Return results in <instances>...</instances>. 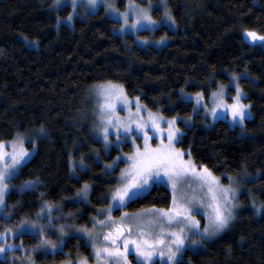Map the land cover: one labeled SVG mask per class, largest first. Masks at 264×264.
Here are the masks:
<instances>
[{
    "label": "trees",
    "instance_id": "16d2710c",
    "mask_svg": "<svg viewBox=\"0 0 264 264\" xmlns=\"http://www.w3.org/2000/svg\"><path fill=\"white\" fill-rule=\"evenodd\" d=\"M50 1L0 0V140L44 129L33 155L10 182L13 187L3 210L10 218L0 216V230L21 218H33L44 200L62 203L64 212L74 208L77 204L70 201L83 182L91 185V206L70 219L75 226L89 225V211L107 203L118 168L108 173L87 154L89 168L78 170L77 177L70 174V155L78 160L87 151L78 146L87 140V131L74 121L91 86L119 83L150 110L184 116L190 114L192 102L180 97L181 89L207 96L218 83L229 80V73L246 71L249 76L240 84L252 116L242 126L231 127L225 119L207 125L200 115H194L190 126L178 122L184 135L177 145L190 150L198 165H206L223 182L227 174L254 176L239 196L241 208L228 230L203 250H185L178 264H264V50L241 35L245 29L264 34V0H168L178 27L175 32L166 26L156 31L170 38L160 48L140 46L132 35L116 34L117 21L101 9L76 16L71 26L56 25L48 10ZM68 11L64 7L58 14ZM24 181L35 186L21 190ZM170 199L169 189L159 184L125 210L153 204L166 208ZM62 239L59 250L36 253L34 260L40 264L79 256L91 260L83 236L70 229ZM14 241L28 247L37 243L29 233ZM0 264L9 261L0 258Z\"/></svg>",
    "mask_w": 264,
    "mask_h": 264
},
{
    "label": "snow or ice",
    "instance_id": "6c2138e0",
    "mask_svg": "<svg viewBox=\"0 0 264 264\" xmlns=\"http://www.w3.org/2000/svg\"><path fill=\"white\" fill-rule=\"evenodd\" d=\"M68 2L73 11L81 5L94 9L98 4V0ZM61 3L62 0H54L56 6ZM104 6L106 12L115 13L121 33L152 28L157 23L150 14L151 4L141 7L135 0H128L123 12L115 7L114 0H104ZM164 14L167 19H172L167 8ZM72 18L73 12H70L67 19L70 21ZM243 39L249 43H264V34L245 29ZM141 43L146 44L147 39L142 38ZM231 81L235 95L227 99H231L232 103L227 102L226 86L223 84L210 93L208 99L211 106L205 103L203 92L184 99L194 101L193 112L203 107L214 120L223 117L233 124L243 125L249 105L242 103L244 93L236 82V74L232 75ZM92 92L95 96L93 112L97 118V138L102 139L105 149L113 143L117 146L130 143L133 148L131 153L118 154L112 163L105 165L106 172L111 173L121 161L125 162L115 177V186L106 197L109 203L98 210L97 217H92L89 228L67 222L55 224L53 221L61 218L59 206L44 200L34 219L21 218L10 226H3L0 230V255L16 251L30 254L34 251L24 249L22 242L19 245L10 242V238L25 233L38 239L37 247L55 251L62 246L66 229L75 228L77 234L90 242L93 250L91 256L96 264H132L130 256L134 257L136 264H155L156 258L160 259L161 264H178V254L186 247L199 245L216 235L233 218L238 192V188L233 186L234 178L228 176L229 184H221L220 178L211 169L203 164L198 165L192 159L190 150L176 146L182 143L184 135L178 121L187 126L191 117L188 120L180 116L165 118L160 112H153L141 103L139 97L130 100L123 85L111 81L96 84ZM121 111L125 112L124 116L120 115ZM43 133L44 129L40 128L37 138ZM110 137H115V140H110ZM37 138L16 132L11 140H0V213L6 206L5 194L13 187L10 182L32 155L25 143L30 142L34 150ZM137 140H142V144H137ZM153 140L156 141L155 145ZM79 167L87 168L83 158ZM162 183L170 190L168 207L158 208L153 204L133 213L123 211L128 205L144 199L153 187ZM34 186L33 181H24L19 187L24 190ZM89 190L90 185L85 182L77 191V196L87 200ZM113 210L120 211L118 218L112 215ZM54 212L57 213L55 216ZM197 213L203 217L202 228ZM3 218L8 220L10 214H5ZM53 234L56 235L55 240L50 238ZM66 264H89V257L68 260Z\"/></svg>",
    "mask_w": 264,
    "mask_h": 264
},
{
    "label": "rangeland",
    "instance_id": "374dc122",
    "mask_svg": "<svg viewBox=\"0 0 264 264\" xmlns=\"http://www.w3.org/2000/svg\"><path fill=\"white\" fill-rule=\"evenodd\" d=\"M135 2L138 5H140L141 7H148L149 4L152 5V7L150 9V14H151L153 20L157 22L156 25H155V27H152V28H141V29H138L136 32L126 31L124 33H121L119 31L120 22L116 18L115 13H111V12H106L105 11L104 0H98V4H97V6L94 9L86 8L83 5H81L80 7H78L77 9H75V11H73V9H72L70 3L68 2V0H62V3H61L60 6H56L54 4V0H51L50 3H49V6H48V10L51 13L54 14L55 21H56V25H59V24H67V25H70L71 26L73 24V20H74V18L76 16L84 17L88 13H94V12L98 11L99 9H101L102 12H103V14L106 17L117 21V25L114 28V32L116 34L121 35V36H123V35H132L134 37L135 42L138 45H140V46H152V47L160 48L161 46H163L164 44H166L169 41L170 38H169V35L168 34H166V33H164V34H156V31L160 27L166 26L169 31L175 32L177 30V27H178L177 26V23L175 22V20L173 19L172 15L170 13L169 5H168V0H135ZM114 3H115V7L119 11L123 12V11H125V6L128 3V0H114ZM64 7H68L69 11H68V13L66 15L61 16V15L58 14V11L61 10L62 8H64ZM165 8L168 9V12H169L170 16L172 17L171 20H169V19H167L165 17V14H164ZM70 12H73V18L69 21L67 19V17H68V14ZM144 31H147V33L142 34V32H144ZM243 33H244V30L241 33L242 38H243ZM162 37H163V39H161ZM142 38H146L147 39V43L146 44L141 43V39ZM24 40H25L26 44L29 45V46L35 45V42H33V41H28L26 39H24ZM251 44H255V45L259 46L261 49L264 50V43L255 42V43H251ZM233 74H236V76H237V81L236 82L239 83L240 87H241L240 79L242 77H248L249 76L246 71L239 72V73H236V72L229 73V80L227 82H225V83H218L217 86L213 90H211L208 93L207 96L204 95L205 103H207L209 106H211V101L208 99V97H209L210 93L212 91L217 90L218 87H219V85H221V84H223V85L226 86V88H225V91H226V99H227V97H230V96H234L235 95V87L233 85V82L231 81V77H232ZM113 83H115V82H113ZM117 84H119V83H117ZM94 86H91L90 87V89L88 91L89 94L87 95V97L85 99V102H83V105L80 108V110L78 112V115L76 116L74 122L75 123H78V126L80 128L82 127V130L83 129H86V131H87V136H88L87 137V140L84 141V142H82L81 144H78V146H81L82 145V146L86 147V149H87L86 152H83L82 153L83 160H84V158H87L85 155L88 154L89 155L88 157L92 158L95 161L101 162L104 165V168H105V165L106 164H109V163H112L113 162V159L118 154H121V153H131L133 151V148H132V146H131L130 143H122L119 146H117V145H115L113 143V144H110L107 149H105V145H104L102 139L97 138V127H96V125H97V118H96V115L93 112V109L95 107V96H94V93L92 92V89H93ZM241 89H242V87H241ZM242 91H243V89H242ZM199 92H201V91H199ZM195 93H197V92H188V91H185L184 89H181L180 90V97L183 98V99L186 96L187 97H192V96H194ZM243 93H244V96L242 98V103L249 105V108L246 110V112L248 113V115L246 117V119H247V118H250L252 116V112H251V109H250V103L248 101H246V99H245V92L243 91ZM128 98L130 100H134L136 97H130V96H128ZM227 102L228 103H232L231 99H227ZM193 103H194V101H192V110H191L190 114L184 115V116H182V115H175V116H180V117L184 118V120H188V118L191 117V120L188 122V126H190L193 123V117H194V115H200L206 121L207 125L212 124L213 122H215L218 119H225L223 117H220V118H217V119L214 120L210 115H207L205 113V109L203 107H200L198 112H193ZM153 112H157V111H153ZM120 115L121 116H124L125 115V112H122L121 111L120 112ZM164 117L165 118H171L172 116L171 117L164 116ZM225 120L229 123V125L231 127H234V126H242V125H240L238 123L237 124H233L229 119H225ZM39 129L40 128L36 129L34 132L24 133V134H26L27 136L33 137V138H37L38 137V134H39ZM42 135H44V133ZM42 135H39V137L42 136ZM37 139H36V141H37ZM109 139L114 141L115 140V137H110ZM94 141H98L99 143H101V145L99 147H97L96 145H94V143H93ZM152 143H153V145H155L156 141L153 140ZM137 144H142V140H137ZM128 146L130 147V151H125L124 148L125 147H128ZM176 146L178 147V145H176ZM25 147L28 148L32 152V155H33L35 149L33 150L32 144L30 142H26L25 143ZM112 150L113 151L115 150L114 153H111ZM110 153H111V156H110ZM102 154L105 156V158L102 156ZM82 158H79L78 160H75L74 157L72 155H70V160L72 162V164L70 165V174H71L72 177H77L78 176V170L79 171H83V170H86V169L89 168V165L85 162V160H84V163L87 166V168L86 169H82L81 167H79L80 160ZM185 158L187 159V157H185ZM121 162L124 163V164L123 165H120L119 164V166L116 167V168H118V171H117L116 176L119 174L120 169L125 166V162L124 161H121ZM69 164H70V161H69ZM214 175H216V174H214ZM216 176L220 178V183L223 184V185H225V186H227L229 184L228 176H232L234 178L235 183H234L233 186H235V187L238 188V192H237L236 201H235L236 204H237V207L234 209L233 218L230 220V222L227 225V227H225L222 231H220L216 235L212 236L209 239L204 240L199 245L186 247L180 254H178V261L183 258V252L185 250H190V251L203 250L216 237L220 236L221 234H223L225 231L228 230L231 222L237 216V214H238V212H239V210L241 208V202L239 200V196L242 193V191H245L246 190L245 189L246 182L254 177L253 175L248 174L246 172H243L242 174H239L237 176H235V175H228L227 174L226 175L227 181L226 182H223L221 180V177L220 176H218V175H216ZM84 183L85 182H83L82 185ZM87 183L90 185L89 182H87ZM162 185H164V186L167 187V185H165L163 183H162ZM79 189L76 190L74 198L71 199V201H70V203H76L77 204V206H74V208L73 207L72 208H69L67 212H64L61 209L62 208V203L56 204V205L59 206V215H60L61 218L60 219H57V220H54L53 222L55 224H63L65 222H67L68 224L74 225L70 221V219L71 218H76V217L82 216L83 213H84L85 208L91 206V202H90L91 185H90V190H89V194H88L87 200H84L82 197L77 196V191ZM9 190H10V188H9ZM9 190L7 191V193L9 192ZM7 193L5 194V197H6ZM252 199H253V197L251 196V199H250L251 200V203L254 201ZM108 203H109V201L107 199V203L105 205H103L101 207H94L92 209V211H89V213H88L89 225H87L89 228H91V219H92V217H97L98 210L101 209V208H105ZM3 210H4V208H3ZM123 211H126V210L123 209ZM133 212H135V211H132V212H129V213H133ZM56 214H57L56 212L53 213L54 216ZM1 215H5L4 211L2 213H0V216ZM112 215L114 217L118 218L120 216V211L113 210ZM196 215H197V219H200L202 221V223H201V228H202L203 227V217L200 214H198V213ZM34 218H35V215L31 219H34ZM99 218H103V217H99ZM69 230L70 229H66V232L68 233ZM72 230L75 231V228H72ZM14 238L15 237L10 238V242L11 243L18 244V245L21 244L19 242L14 241ZM50 238L53 239V240H55L56 239V235L53 234ZM36 240H37V243H36L35 246L28 247L26 245H23L24 249H34V251H31L30 254H26L23 251H16L14 253H5V254H2V255H0V258L3 259V260L9 261V264H40L38 261H35L34 260V255L36 253H43V252L53 253V252H55V251H57V250H59L61 248V247H59L55 251H53L51 249H45L43 247H37L38 239L36 238ZM85 241H86V239H85ZM86 242L90 246V242H88V241H86ZM90 248H91V246H90ZM92 251L93 250L91 248V252H90V258H91V260H89V264H96L94 258L91 256ZM82 257H85V256L75 257V258H72L70 260H78V259H80ZM129 259L132 261V264H136V261H135V259H134L133 256H130ZM66 262H62V263H58V264H66ZM155 264H161V261H160L159 258H156Z\"/></svg>",
    "mask_w": 264,
    "mask_h": 264
}]
</instances>
